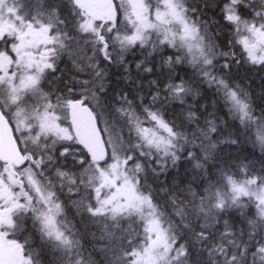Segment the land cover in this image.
<instances>
[{"label":"snow or ice","instance_id":"snow-or-ice-1","mask_svg":"<svg viewBox=\"0 0 264 264\" xmlns=\"http://www.w3.org/2000/svg\"><path fill=\"white\" fill-rule=\"evenodd\" d=\"M156 55L167 82L148 81L149 99ZM242 64L264 70V0H0V264L45 251L48 264H264V161L223 148L264 154V96L236 79ZM203 85L211 112L187 103ZM173 103L180 124L165 119ZM220 110L235 126L224 139Z\"/></svg>","mask_w":264,"mask_h":264},{"label":"trees","instance_id":"trees-1","mask_svg":"<svg viewBox=\"0 0 264 264\" xmlns=\"http://www.w3.org/2000/svg\"><path fill=\"white\" fill-rule=\"evenodd\" d=\"M219 24L214 26V30L216 28L219 29V36H218V42L220 43L221 47L223 48L224 51H228V48L225 47L227 45V42L229 39H231L230 33H227V24L224 21H221V18H218ZM226 36V37H225ZM237 53V57L241 55V49L237 46L236 48L233 49ZM173 50L167 49L163 52L164 56H169L172 55ZM68 60L67 57H64V60ZM127 59L132 62V73L133 76H136V69H135V62L140 61L144 59V55L141 54V49L138 47L135 49V55L129 54L127 56ZM223 61H221L222 63ZM152 64L156 65V68L158 71H155L151 74L149 73H143L141 76L142 83L144 85V93L145 95H149L152 92H155V87L154 86H149L148 81L150 80H156L159 78V83H160V88H163V85L167 82L166 78L164 76H161V72H166L167 69L166 67L164 69H160V56L156 55L155 59L153 60ZM152 64H149L147 66L151 67ZM187 65L182 66L177 69L181 77H184L185 79H188V76H185L184 73V68H186ZM71 65L70 63L67 62L66 66H64L62 63L58 64V70L52 74L50 79H55L56 84L59 87H62L60 84L59 80L56 79L60 77L61 75H64V79H67L66 73L70 70ZM233 72L236 75V79H238L242 84H244L248 90L252 93L253 98L256 99L258 102H260V97L264 96V70H261L259 66H252L249 64H242V66L239 67L237 70V66L233 65ZM111 74H116V69L112 68L110 70ZM188 74L189 76L191 75V69H188ZM83 78H87L86 76ZM124 91L129 90V86L126 85L123 81H121L120 85ZM201 93L203 94V99L200 97H196L195 99L189 98L187 100L188 104H193L199 107L200 105H208V111L211 112L213 111V108L211 107L212 100L214 99L212 92L214 89H209L207 85H203L200 88ZM160 95L163 97L166 95L165 92L161 91ZM150 99V95H149ZM147 102V101H146ZM202 110V109H201ZM186 111V109L184 110ZM199 114V113H198ZM218 115L223 118V120L226 123L220 124L221 128V135L219 136V139H224L229 136V133H234L235 132V126L234 123L229 119L228 116L225 115V112L223 110H220L218 112ZM165 119H174L177 124H180L182 121V109L179 106L178 103H173V104H167L166 105V115ZM203 119V118H202ZM217 123H220L219 121ZM190 130V129H189ZM234 138V137H233ZM225 154L230 155L231 157V162L236 163L237 161H243L245 157L248 158V160H251L255 163V167L259 169L261 162L264 161V154L260 152V149L258 147H254L250 142L249 143H241L238 146H233V147H228V146H223ZM185 166H181L180 171L181 173L184 171ZM232 171H235L234 169ZM239 179H243L244 177L241 175L238 177ZM151 182V181H150ZM63 199V198H62ZM73 199H76V197H73ZM70 210V209H69ZM75 211V210H74ZM255 207L251 206L249 209V215L254 216L255 214ZM75 213V212H74ZM69 214V212H68ZM76 216V215H75ZM78 216V215H77ZM76 216V217H77ZM73 222L76 224L77 228L82 229V225L80 221L77 219H73ZM89 231L92 232H97V235H99L98 230L95 227H90ZM182 242V241H181ZM83 243L86 245V247L91 250L93 246V241L91 238L86 237L83 241ZM41 245L35 246L37 250H39ZM93 256L96 259L100 258L99 253L93 252ZM42 264H48L49 261V254L47 251H45V254L41 257Z\"/></svg>","mask_w":264,"mask_h":264},{"label":"flooded vegetation","instance_id":"flooded-vegetation-1","mask_svg":"<svg viewBox=\"0 0 264 264\" xmlns=\"http://www.w3.org/2000/svg\"><path fill=\"white\" fill-rule=\"evenodd\" d=\"M220 2H221V4H222V3L224 2V0H220ZM218 12H219V9H216L215 11H209V12H208V17H212V18L218 20V18L220 17V16L218 15ZM218 21H219V20H218ZM221 21H223V20L221 19ZM227 33H228V34L230 33V29H229L228 27H227ZM68 212H69V214H68L69 219H71L72 222H73V219H75V220L78 219V218L76 217L77 215L74 213V212H75L74 209H70ZM75 215H76V216H75ZM78 220H79V219H78ZM73 223H74V222H73ZM29 228H31V223H30V222H29ZM34 240H35V243H34L33 247L40 245V240H39L38 235H35V236H34Z\"/></svg>","mask_w":264,"mask_h":264},{"label":"rangeland","instance_id":"rangeland-1","mask_svg":"<svg viewBox=\"0 0 264 264\" xmlns=\"http://www.w3.org/2000/svg\"><path fill=\"white\" fill-rule=\"evenodd\" d=\"M65 62H61L64 66H66V64H67V59L66 60H64ZM56 86H57V84H56ZM59 87V86H58ZM47 90V89H46ZM77 218L79 219V221H80V217L79 216H77Z\"/></svg>","mask_w":264,"mask_h":264},{"label":"bare ground","instance_id":"bare-ground-1","mask_svg":"<svg viewBox=\"0 0 264 264\" xmlns=\"http://www.w3.org/2000/svg\"><path fill=\"white\" fill-rule=\"evenodd\" d=\"M226 37V36H225Z\"/></svg>","mask_w":264,"mask_h":264}]
</instances>
